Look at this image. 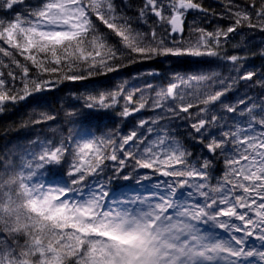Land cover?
<instances>
[{
  "label": "snow or ice",
  "instance_id": "snow-or-ice-1",
  "mask_svg": "<svg viewBox=\"0 0 264 264\" xmlns=\"http://www.w3.org/2000/svg\"><path fill=\"white\" fill-rule=\"evenodd\" d=\"M22 5L25 0H0V11L11 16L0 17V113L6 102L23 101L54 86L44 79L45 74L57 75L58 84L116 72L127 66L125 59L132 64L159 56L221 58L224 43L238 28L264 31V0L259 6L257 0H244L243 6L227 0L222 13L210 11L199 0H143L139 19L153 15L161 27L170 28L169 34L184 32L190 10L230 21L227 28L214 31L193 28V41L173 47L158 40L154 28L150 33L134 30L129 18L118 14L115 0H39L23 12L16 11ZM98 23L110 31L101 32ZM110 35L118 38L119 47L109 43ZM16 54L26 62L21 63ZM223 58L233 65L243 59L238 55ZM13 69H19V76ZM33 70L34 77L29 75ZM254 75L249 71L240 79ZM216 77V73L187 80L178 77L179 83H171L151 98V106H168L173 115L191 116L196 122L190 127L203 143V133L219 119L210 115L209 106L220 101L231 85L221 82L222 90L196 94V104L190 102L191 86ZM17 80L22 87H15ZM121 92L89 95L85 107L100 112L114 108ZM124 101L121 117L149 103L143 97L134 101L133 94ZM194 107L198 110L192 115L189 110ZM225 110L237 112L235 106ZM240 116L246 117L243 127L204 145L213 155L218 150L225 155L226 168L215 185L209 182L211 160L190 163L192 154L166 130L147 143L137 130L119 140L116 133L89 135L74 141L71 149L63 141L57 145L38 141V151H25L15 161L6 159L0 163V264H257L256 258L264 264V105L246 106ZM53 119L41 113L33 123ZM148 123L140 120L139 127ZM130 144L134 150H126ZM108 160L118 163L116 174L128 160L134 161L133 171L150 170L137 183L151 180L152 175L167 179L150 185L148 195L113 198L114 206H110L112 178L88 184L90 177L104 172ZM63 164L68 168L53 173L56 182L42 179L47 166ZM85 189H89L86 196ZM69 193L78 196L70 199Z\"/></svg>",
  "mask_w": 264,
  "mask_h": 264
},
{
  "label": "trees",
  "instance_id": "trees-1",
  "mask_svg": "<svg viewBox=\"0 0 264 264\" xmlns=\"http://www.w3.org/2000/svg\"><path fill=\"white\" fill-rule=\"evenodd\" d=\"M199 2L210 11L222 13L227 0H199ZM235 2L241 6L244 4V0H235ZM38 3L39 0H25V5L19 6L16 11L23 12L27 5L34 6ZM260 3L261 0H257L258 6ZM115 4L118 14H123L129 18L134 30L150 33L154 28L157 39L162 38L167 47L184 46V44L193 41L195 39L191 32L193 28L214 31L217 28H227L230 25L229 20H221L214 15L205 16L199 11L190 10L184 18V32L182 34H169L170 28L167 25L161 27L155 16H147L145 18L146 23L145 20L139 19L138 9L142 6L143 0H115ZM0 17L11 18L6 11H0ZM97 26L101 32L110 31L99 23ZM108 41L119 47L118 38L114 35H110ZM180 41L184 43H174ZM222 43L224 42L222 41ZM231 55H238L243 59L237 65H233L232 62L223 58ZM16 59L20 60L21 63L26 62L18 54H16ZM4 62L7 63V60L5 59ZM123 63L127 66L121 67L116 72L94 75L83 81H63L56 84L57 75L45 74L44 79L51 80L54 86L48 90L35 93L23 101L6 102L4 111L0 113V163L6 159L15 161L25 151H38L35 143L38 141H51L53 145L63 141L71 149L74 147V141L78 142L82 138H88L89 135L100 137L116 133V139L119 140V136L137 130L138 136L142 134L147 138L145 141L147 143L154 140L158 134H162V130H166L170 136L180 141L192 154L189 157L190 163L204 159L211 160L209 182L215 185L225 171V155L219 150L213 155L208 152L204 145L211 138L219 139L224 132L235 131L237 126L243 127V121L246 117L240 116V112L246 106L264 105V31L248 27L238 28L235 33L229 35L227 42L224 43L221 58L159 56L132 64H129L128 60L125 59ZM13 70L19 76V69ZM4 71L6 73L7 69ZM249 71L255 73L250 80L240 79ZM210 73L217 74L213 81L191 86L194 95L190 102L198 103L196 94L200 92L222 90L223 84H230L231 88L214 106H209L210 115H216L219 119L203 133L204 140L203 143H200V135L196 134L190 127L192 123L196 122L191 116L185 113L173 115L167 111L168 106L165 109L153 108L151 98H155L157 92L165 89L171 83H179L178 77L187 80L193 75ZM35 74V70L29 73L33 77ZM5 79L9 80L10 78L5 76ZM15 87H22L19 80L16 81ZM120 89L122 92L118 97L119 103L114 108L100 112L85 107L86 98L89 95L98 96L100 93L117 92ZM128 94H133L134 101H139L142 97L148 98L149 103L139 112H133L128 117H121L119 113L125 104L124 97ZM241 101L244 103H240ZM133 106L134 104L129 105V107ZM225 106H235L237 112H227ZM197 110L194 107L189 111L195 115ZM41 113H46L55 119L34 124L33 121L40 119ZM140 120H146L149 123L144 127H139ZM152 121H157V123H152ZM149 127L153 129L151 133L146 131ZM69 137L72 139L69 140ZM126 150H134V146L130 144L126 146ZM118 155L119 158H124L119 153ZM133 165L134 161L128 160L127 166L116 174L115 167H119L118 163L110 160L105 161L104 172L99 176L90 177L88 184L91 186L93 180L106 182L111 177L109 187L110 193H113L135 190L142 185H151L158 179H167L152 175L151 180H143L137 183V179L140 176L150 174V170L137 169L133 171ZM67 168L68 164L47 166L46 169L42 170L44 172L42 179L48 183H54L58 177L54 176L53 173L64 172ZM128 174H132L133 179L124 180L122 177ZM87 191L89 189H85L84 193ZM68 195L78 194L69 193ZM203 227L209 228L210 226ZM217 231H220L222 236L224 235L222 230Z\"/></svg>",
  "mask_w": 264,
  "mask_h": 264
},
{
  "label": "rangeland",
  "instance_id": "rangeland-1",
  "mask_svg": "<svg viewBox=\"0 0 264 264\" xmlns=\"http://www.w3.org/2000/svg\"><path fill=\"white\" fill-rule=\"evenodd\" d=\"M157 182V181H156ZM155 182V183H156ZM153 183V184H155ZM152 185V184H151ZM149 190H150V185H142L140 187H138L137 189L133 190V191H119L116 193H112L110 194V198L108 200V203L110 206H114L111 204V200L113 198H123V199H127L129 196L134 195V194H142V195H148L149 194ZM88 192H85L84 195L86 196ZM70 199L72 198H77L78 195H68ZM261 242L259 241H255V244L257 246L260 245ZM257 264H262V262L259 261V258H256Z\"/></svg>",
  "mask_w": 264,
  "mask_h": 264
},
{
  "label": "water",
  "instance_id": "water-1",
  "mask_svg": "<svg viewBox=\"0 0 264 264\" xmlns=\"http://www.w3.org/2000/svg\"><path fill=\"white\" fill-rule=\"evenodd\" d=\"M183 27H184V25H183Z\"/></svg>",
  "mask_w": 264,
  "mask_h": 264
}]
</instances>
